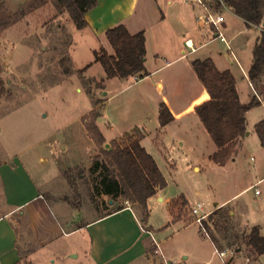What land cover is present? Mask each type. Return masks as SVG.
I'll list each match as a JSON object with an SVG mask.
<instances>
[{
    "label": "rangeland",
    "instance_id": "374dc122",
    "mask_svg": "<svg viewBox=\"0 0 264 264\" xmlns=\"http://www.w3.org/2000/svg\"><path fill=\"white\" fill-rule=\"evenodd\" d=\"M2 1L12 12L24 7L25 14L0 32V78L4 85L0 96V145L9 152L20 151L21 157L28 156L38 167L44 166L49 171L57 166L62 171L76 166L66 172L67 186L58 191L56 199L70 201V218L82 223L113 208L107 202L109 196L92 192L94 175L89 168L95 158L104 157L100 149L124 132L140 128L144 134L142 146L154 158L166 180L162 195L171 198L184 195L188 200L177 212L179 221L170 222L167 203L149 199V214L144 225L147 224L161 242L165 259L174 256L180 264H202L205 260H209V264H222L205 235L206 227L203 230L194 222L191 207L203 202L204 211H208L214 203H221L253 183L257 176L264 175V145L260 144L254 129V124L264 118V106L255 94L259 93L264 101V77L255 85L257 91L247 78L260 30L254 25L247 27L230 8L221 7L218 11L224 16V22L220 29L244 72L219 40L188 56L190 60L210 48L220 52L225 66L235 77L241 102H258L245 112L246 131L233 155L224 164H218L211 158L216 146L194 112L183 114L163 127L159 124L157 106L163 96L178 93L177 104L184 105L199 93L197 85L186 89L179 86L183 80L187 81V72L181 70L185 60L159 69L152 80L149 75L139 81L133 76L106 79L102 66L95 61L97 40L85 27L78 28L66 11L58 12L50 0L29 8L28 0ZM142 3L140 0L139 5ZM154 5L156 12L161 14L158 5ZM166 14L169 15L168 10ZM149 20H152L151 14ZM167 21L177 30L181 27L174 19L170 21V15ZM190 21L195 33L212 35L211 27H197L193 15ZM151 63L154 67L162 65L158 58ZM176 73L182 75L183 80L176 79ZM156 82H160L161 87L157 88ZM85 122L98 126L106 138L103 145L95 143L86 131ZM80 171L82 179L77 175ZM71 180L75 184H71ZM59 181L54 180L53 187L59 185ZM53 189L49 191L54 192ZM256 189L258 194L254 193ZM51 202L56 209V203ZM229 202L211 220L207 215L204 221H222L230 211L233 222L240 229L248 232L252 225H258L264 234V180L235 195ZM123 203L132 205L125 203L123 197H117L112 205ZM243 249L238 256L242 263L264 264V254L258 261L250 262L244 244ZM186 253L188 258L183 259L181 254ZM20 264L29 263L21 260Z\"/></svg>",
    "mask_w": 264,
    "mask_h": 264
},
{
    "label": "crops",
    "instance_id": "0c3cea01",
    "mask_svg": "<svg viewBox=\"0 0 264 264\" xmlns=\"http://www.w3.org/2000/svg\"><path fill=\"white\" fill-rule=\"evenodd\" d=\"M139 1L97 0L93 7L85 11L87 26L84 29L88 30L92 37L97 40L95 49L103 47L108 53H113V49H110L112 47L105 35L108 28L122 23L132 34L143 31L146 48L145 68L149 73L148 78L151 80L156 77L159 69L168 64L185 60L181 70L187 72V81L183 80L184 77L178 73H176V79L183 80L179 84L183 89L189 88L191 85H197L199 93L184 105L177 104L178 100L175 98L179 94L175 92L163 96L162 100L168 106L174 119L183 114H191L194 112L193 107L196 104L209 98L204 85L192 67L191 60L194 58H210L218 70H229L231 73L232 71L225 66L226 61L220 56V52L217 53L211 48L205 49L202 55L200 54V56L193 57L190 60H188V56L209 46L215 40H219L226 49L228 47L226 43L215 37L213 28H211L212 35L195 33L192 30L190 25L191 15H193L198 28L206 27L198 25L196 21V16L201 12V8L193 0H184L185 3L180 0H159L157 3L152 0H143L142 5H139ZM154 4L158 5L161 14L156 12L157 7ZM167 10L169 11L170 21L174 19L176 24L180 23L181 27L178 30L176 26L174 27L167 21L169 19V15L166 14ZM149 14H151V21L149 20ZM158 22L161 23L154 25ZM186 40H190L192 43L193 51L187 49ZM227 41L229 43L228 39ZM230 49L228 48L229 54L232 55L233 61L243 73L238 58L233 54L231 47ZM156 58L161 60L162 65L151 66V62ZM252 60L253 57L248 69ZM115 78L117 77L106 79L113 80ZM132 78L135 81L141 79L136 76ZM260 81L256 83L249 81V83L251 87L255 88V85L257 86ZM156 87H161V83L156 82ZM255 94L258 102L261 103L258 99L260 97L259 93L255 92ZM142 139L140 141L141 145ZM43 161L44 159H41V162ZM53 170L49 171L44 166L38 167L28 156L21 157L20 151L9 152L6 147L0 145V264H17L21 260H26L29 264H164L165 257L160 247L161 242L155 238L147 224L146 226L142 225L139 216L128 204L105 216L101 215L111 209L82 223L73 221L70 218V201L65 198L61 201L56 199L58 191L65 190L67 186L64 171L59 166ZM56 179L60 180L59 185L53 187L52 184ZM263 180L264 175L257 176L253 183L221 203H214L215 206L205 212L211 213L218 208L226 207L235 195L253 185L256 187ZM51 187L54 188V192L49 191ZM162 192L163 190L157 192L148 200L155 198L166 202L170 222H176L172 220L169 211V203L172 198L169 196L164 197ZM51 200L56 203V209ZM107 202L111 206L115 203L110 198ZM230 214L233 213L230 212ZM252 226L258 227V225ZM259 232L261 233L260 229ZM150 233L159 243L160 251H156ZM205 235L209 238L207 234ZM209 240L215 253V244L210 238ZM243 251L242 247L239 251H235L233 255L228 256L226 264H244L241 258L238 257ZM246 251L248 254L247 259L250 262L260 259V255L250 254L247 248ZM181 257L187 259L188 254H181ZM168 260L177 262L174 256L168 258ZM220 262L224 264L221 260ZM202 264H209V260L203 261Z\"/></svg>",
    "mask_w": 264,
    "mask_h": 264
},
{
    "label": "trees",
    "instance_id": "16d2710c",
    "mask_svg": "<svg viewBox=\"0 0 264 264\" xmlns=\"http://www.w3.org/2000/svg\"><path fill=\"white\" fill-rule=\"evenodd\" d=\"M47 0H28V8L44 4ZM58 12L66 11L78 28L87 26L85 11L93 7L97 0H50ZM227 6L244 20L247 26L261 24L264 12V0H225ZM25 14L24 7L17 11H9L0 0V32L18 22ZM105 35L113 49L108 53L103 47L94 51L95 61L98 62L106 78H126L136 76L142 78L148 75L145 68V36L143 31L130 33L122 23L116 24L105 31ZM197 77L204 85L209 98L193 107L194 113L210 135L216 146L212 159L218 164H224L233 155L236 144L246 131L245 112L254 104V100L242 103L235 87V78L229 70L220 71L210 58L191 60ZM88 67L85 66L84 69ZM1 74V70H0ZM264 76V33L257 37L253 48V60L248 69L247 77L256 83ZM4 85L0 78V96ZM174 119L166 103L158 104V120L161 127ZM85 127L95 143L103 145L105 138L95 123H86ZM260 144L264 145V118L254 125ZM144 134L140 128H133L124 132L120 138L109 143L108 148L100 149L102 157L95 158L89 168L94 175L92 192L96 195H107L114 200L123 197L128 201L143 221L148 216L147 200L166 186V180L157 166L154 158L141 145ZM101 158V159H99ZM74 167L64 171L70 172ZM82 179V172H78ZM75 184V181H69ZM102 204V202H101ZM187 204L184 195L170 200L169 211L173 221L180 219L178 210ZM113 208L101 216L125 206L112 205ZM136 209V210H135ZM224 208H218L208 214L210 220ZM233 214L228 211L223 220L217 219L211 223L204 221V227L209 238L218 249L233 248L239 251L243 244L250 254H264V235L257 226L244 231L233 222ZM19 261L17 264H20Z\"/></svg>",
    "mask_w": 264,
    "mask_h": 264
},
{
    "label": "built area",
    "instance_id": "2783aa9c",
    "mask_svg": "<svg viewBox=\"0 0 264 264\" xmlns=\"http://www.w3.org/2000/svg\"><path fill=\"white\" fill-rule=\"evenodd\" d=\"M185 1H188V0H185ZM193 1L201 8V12L196 16V21L198 25L209 26L213 28V30L215 31V37L219 38L221 41L226 43L229 50H231L224 33L220 29V25L224 22V16L218 11L219 8L221 7L229 8L227 6L226 1L225 0H210L209 2H206L205 0H193ZM254 26L258 28L261 33H264V24H256ZM185 45L188 48H190V51L194 50V47L192 43L190 42V40H186ZM258 99L264 105V101L260 97H258ZM257 193H259V191L256 189L255 194ZM191 213L195 215L194 222L198 223L200 227L203 230H205L203 221L205 220L206 216L209 213L204 211V203L196 202L191 207ZM151 237H152L154 245L156 246V251H160L159 243L154 239L152 234H151ZM215 253L220 258V260L224 264H226L227 257L232 255L234 253V250L233 249H218L215 247ZM164 264H178V263L173 260H168L164 258Z\"/></svg>",
    "mask_w": 264,
    "mask_h": 264
},
{
    "label": "water",
    "instance_id": "95a60500",
    "mask_svg": "<svg viewBox=\"0 0 264 264\" xmlns=\"http://www.w3.org/2000/svg\"><path fill=\"white\" fill-rule=\"evenodd\" d=\"M109 144L108 143H105V147H107Z\"/></svg>",
    "mask_w": 264,
    "mask_h": 264
}]
</instances>
